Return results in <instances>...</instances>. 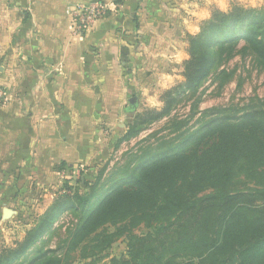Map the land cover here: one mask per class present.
I'll return each mask as SVG.
<instances>
[{
  "label": "trees",
  "instance_id": "16d2710c",
  "mask_svg": "<svg viewBox=\"0 0 264 264\" xmlns=\"http://www.w3.org/2000/svg\"><path fill=\"white\" fill-rule=\"evenodd\" d=\"M187 37L183 81L164 92L161 109L137 114L119 143L169 117L210 78L229 80L222 68L235 56L250 54L264 69V8L216 9ZM210 111L195 132L129 165L109 188L104 170L89 191L59 196L15 248L0 251V264H72L75 254L84 262L123 237L127 253L112 264H264V107ZM187 126L174 124V133ZM239 175L256 188L233 191ZM65 213L77 222L64 251L36 250Z\"/></svg>",
  "mask_w": 264,
  "mask_h": 264
},
{
  "label": "crops",
  "instance_id": "0c3cea01",
  "mask_svg": "<svg viewBox=\"0 0 264 264\" xmlns=\"http://www.w3.org/2000/svg\"><path fill=\"white\" fill-rule=\"evenodd\" d=\"M93 1L0 0V86L33 98L28 107L0 109V144L39 146L44 170L75 153L86 159L82 146L122 110L125 73L135 80L136 68L155 77V64L181 66L186 44L171 43L172 33H198L210 17L205 6L229 7V0H102L111 12L76 35L68 11Z\"/></svg>",
  "mask_w": 264,
  "mask_h": 264
},
{
  "label": "rangeland",
  "instance_id": "374dc122",
  "mask_svg": "<svg viewBox=\"0 0 264 264\" xmlns=\"http://www.w3.org/2000/svg\"><path fill=\"white\" fill-rule=\"evenodd\" d=\"M235 3L244 7L264 8V0H229V7L224 12H228ZM194 8L196 7L188 5L189 10ZM204 9L211 17L212 12L218 8L208 5ZM172 34L175 39L170 42L173 43L174 40L186 44L188 55L187 36L198 33ZM165 60L169 62L168 58ZM184 62L179 67H173L169 63L155 64L156 72L159 73L155 74V77H151L152 71H146L143 67L136 68L139 74L135 80H130L129 74L125 73L122 110H118L119 114L113 119L111 117L112 120L107 121L106 125H101L99 130H93V134L96 131L100 135L98 134V140L92 145L82 146L81 152L86 154V159H75V153L66 162L58 160L49 163L48 168L44 170L43 166H39V146L20 143L24 142L23 139L19 144L15 142L17 139H7L8 141L0 144V251L15 248L59 196L70 192L89 191V187L97 182L104 170L101 185L109 188L120 179L122 172L127 171L129 165L132 168L139 159L149 158L156 151H164L169 145L177 143L179 138L195 132L209 119L204 116L209 115L210 110L225 109L234 112L264 107V69L252 55L239 54L222 68L232 75L229 80L223 82L221 77L210 78L199 92L188 95L179 103L169 117L151 124L136 138L119 143L137 114L163 107L164 92L183 81ZM23 91L17 92L0 86V109L8 105L16 107L20 105L19 101L20 106L28 107L33 98ZM112 113L114 116L115 113ZM182 122H187L188 126L179 133H174V124ZM76 147L77 152H80L81 146ZM254 188L255 185L242 175H239L232 185L233 191H248ZM4 209L15 213L10 219L4 220ZM76 222L71 213L63 214L56 222L53 232L36 245V250L50 251L58 248L64 251L59 246L62 248ZM110 231H115V228L110 227ZM145 231L143 226L135 233L141 234ZM126 253L127 239L123 237L101 255L84 262H81L79 254H75L72 264H112L113 259L125 256Z\"/></svg>",
  "mask_w": 264,
  "mask_h": 264
},
{
  "label": "built area",
  "instance_id": "2783aa9c",
  "mask_svg": "<svg viewBox=\"0 0 264 264\" xmlns=\"http://www.w3.org/2000/svg\"><path fill=\"white\" fill-rule=\"evenodd\" d=\"M109 12H111L109 4L102 0L73 6L68 11L71 17V30L76 35H82L104 19Z\"/></svg>",
  "mask_w": 264,
  "mask_h": 264
},
{
  "label": "water",
  "instance_id": "95a60500",
  "mask_svg": "<svg viewBox=\"0 0 264 264\" xmlns=\"http://www.w3.org/2000/svg\"><path fill=\"white\" fill-rule=\"evenodd\" d=\"M14 213L15 212L10 210V209H4V211H3V219L4 220L10 219L13 216Z\"/></svg>",
  "mask_w": 264,
  "mask_h": 264
}]
</instances>
